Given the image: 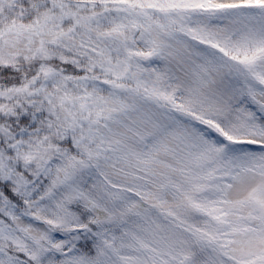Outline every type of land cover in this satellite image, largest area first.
Listing matches in <instances>:
<instances>
[{
  "label": "snow or ice",
  "instance_id": "snow-or-ice-1",
  "mask_svg": "<svg viewBox=\"0 0 264 264\" xmlns=\"http://www.w3.org/2000/svg\"><path fill=\"white\" fill-rule=\"evenodd\" d=\"M0 264H264V0H0Z\"/></svg>",
  "mask_w": 264,
  "mask_h": 264
}]
</instances>
